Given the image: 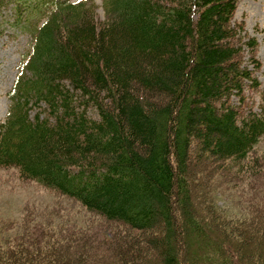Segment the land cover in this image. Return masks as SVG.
I'll use <instances>...</instances> for the list:
<instances>
[{
	"label": "trees",
	"instance_id": "1",
	"mask_svg": "<svg viewBox=\"0 0 264 264\" xmlns=\"http://www.w3.org/2000/svg\"><path fill=\"white\" fill-rule=\"evenodd\" d=\"M91 2L0 0V19L10 12L31 40L0 125V168L149 231L162 264H264L261 233L248 250L197 211L190 174L191 159L209 157L234 179L264 171L253 155L264 137L259 41L235 20L240 0H103V22ZM65 241L15 243L18 257L0 263L41 264L25 245L56 255ZM123 251L111 250L113 264H131ZM65 256L46 264L85 258Z\"/></svg>",
	"mask_w": 264,
	"mask_h": 264
},
{
	"label": "rangeland",
	"instance_id": "2",
	"mask_svg": "<svg viewBox=\"0 0 264 264\" xmlns=\"http://www.w3.org/2000/svg\"><path fill=\"white\" fill-rule=\"evenodd\" d=\"M91 4L98 20L103 22L106 7L103 0H92ZM12 19L10 12L2 11L0 124L4 121L9 106L7 94L18 75L21 56L29 45V35L14 29ZM235 20H245L247 33L259 40L257 57L262 66L257 77L264 85V0H240ZM231 75L230 72L228 76ZM253 155H261L264 160V137L255 147ZM209 158L210 162L206 166L197 164L194 158L190 161L197 211L209 221L215 231L231 237L234 241L246 243L245 248L254 250L257 244L255 237L260 236V233L264 236V171L250 176L249 170L243 179H234L217 169L215 158ZM260 165L264 167V161ZM34 229L38 230V238L33 235ZM104 238L108 239L106 250L98 245L104 243ZM71 239L73 244L65 254L55 255L50 248L42 246L37 248L42 250L37 255L34 249L27 246V243L43 241L56 248L63 245L60 243L66 242L65 240ZM15 243L27 244L24 246L27 250L23 249L30 252H25L27 258L33 255L34 259L40 262L43 260V264L47 263V258L53 256H59L60 261L67 259L65 255L73 258L84 256L82 264H113L115 260L110 256L115 246L120 251L126 247L123 253L125 252L126 258H130L131 264H162L159 259L157 261L158 251L150 248L153 237L149 231L138 232L118 223L107 222L101 216L86 210L75 199L22 177L16 168H0V257L3 253H9L7 256L10 257L11 252L18 257L17 249L12 246ZM122 245L125 247L122 248ZM21 256L24 257L23 253ZM1 260L6 261L3 258Z\"/></svg>",
	"mask_w": 264,
	"mask_h": 264
}]
</instances>
